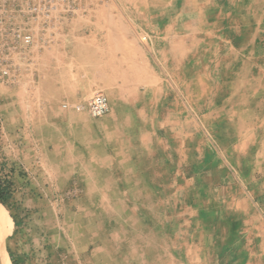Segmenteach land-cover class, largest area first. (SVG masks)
Returning a JSON list of instances; mask_svg holds the SVG:
<instances>
[{
  "label": "rangeland",
  "instance_id": "rangeland-1",
  "mask_svg": "<svg viewBox=\"0 0 264 264\" xmlns=\"http://www.w3.org/2000/svg\"><path fill=\"white\" fill-rule=\"evenodd\" d=\"M80 17L136 25L154 92L95 118L63 108L92 97L45 98L37 67L0 80V203L13 221L0 264H82L81 230L137 224L165 264H264L249 231L264 219V0H93ZM73 115L84 131L59 125ZM97 134L101 172L73 170Z\"/></svg>",
  "mask_w": 264,
  "mask_h": 264
},
{
  "label": "crops",
  "instance_id": "crops-1",
  "mask_svg": "<svg viewBox=\"0 0 264 264\" xmlns=\"http://www.w3.org/2000/svg\"><path fill=\"white\" fill-rule=\"evenodd\" d=\"M54 32L58 40L46 53L36 57V66L42 78L40 86L45 98L90 99L104 92L115 113L121 106H145L141 99L154 92L155 78L133 22L126 19L77 17L56 28ZM230 99L225 98L226 103ZM62 117L59 125L71 127L74 131H84V127L79 126L86 122L84 116ZM86 129L89 130V125ZM88 136L81 142L85 150L75 151V155H81V160L75 159L72 169L101 172V135L93 136L99 149L92 152L89 150L91 138ZM78 139L77 135L72 138L75 149L80 147ZM92 180L101 185L98 176ZM253 219L257 220V225L249 231L256 230L257 235L264 237L263 216L257 215ZM81 231L85 245L72 246V251L79 248L83 256L82 264H138L137 258H130L131 252H138L131 240L137 230ZM123 232L128 234L126 243L119 242V235Z\"/></svg>",
  "mask_w": 264,
  "mask_h": 264
},
{
  "label": "built area",
  "instance_id": "built-area-1",
  "mask_svg": "<svg viewBox=\"0 0 264 264\" xmlns=\"http://www.w3.org/2000/svg\"><path fill=\"white\" fill-rule=\"evenodd\" d=\"M93 0H0V80L31 73L36 57L58 40L54 32L68 21L84 16ZM142 41L147 36H142ZM63 108L87 111L99 118L110 112L106 95L96 94L85 104L63 103Z\"/></svg>",
  "mask_w": 264,
  "mask_h": 264
},
{
  "label": "bare ground",
  "instance_id": "bare-ground-1",
  "mask_svg": "<svg viewBox=\"0 0 264 264\" xmlns=\"http://www.w3.org/2000/svg\"><path fill=\"white\" fill-rule=\"evenodd\" d=\"M124 216H126V214L122 213L121 218H124ZM12 227H13L12 218L9 216L6 209L0 203V242L2 239H4V237L6 235H9L11 233ZM127 227H124V229L128 230L129 228H127ZM140 227H141V230H139ZM142 227H143L142 225L139 226L137 224V225H134L133 229L131 228L132 230H137V233L133 234L131 236L133 246L135 247L136 250L138 249V250L143 251V256L146 257V261L148 262V264H157V263L165 264V263H163L164 259L162 258V254H164V252L160 253L158 251L159 250V247H158L159 243H157L155 241L157 238L156 239L153 238L151 233L146 228L143 227L144 228L143 229ZM159 242H161V241H159ZM159 254H160V256H159ZM158 259H159V261H158ZM141 262H143V261H141ZM7 264H11L9 259H8Z\"/></svg>",
  "mask_w": 264,
  "mask_h": 264
},
{
  "label": "trees",
  "instance_id": "trees-1",
  "mask_svg": "<svg viewBox=\"0 0 264 264\" xmlns=\"http://www.w3.org/2000/svg\"><path fill=\"white\" fill-rule=\"evenodd\" d=\"M1 117H0V128H1ZM0 138H1V132H0ZM2 188H1V184H0V200L3 201V196H2Z\"/></svg>",
  "mask_w": 264,
  "mask_h": 264
}]
</instances>
